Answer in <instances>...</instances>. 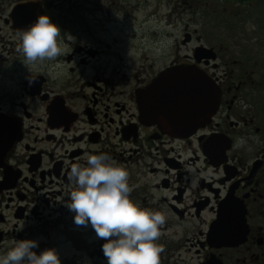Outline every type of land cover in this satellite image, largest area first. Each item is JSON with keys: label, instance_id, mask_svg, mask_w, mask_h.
<instances>
[{"label": "flooded vegetation", "instance_id": "flooded-vegetation-1", "mask_svg": "<svg viewBox=\"0 0 264 264\" xmlns=\"http://www.w3.org/2000/svg\"><path fill=\"white\" fill-rule=\"evenodd\" d=\"M102 2L29 0L61 31L62 54L37 62L18 50L29 24L12 11L26 2L0 11V254L37 229L21 223L65 204L72 163L106 152L127 169L130 199L166 217L159 264H264V0H168L197 14L173 44L108 34L96 13L118 7ZM182 65L199 68L219 102L204 126L171 134L141 120L139 95Z\"/></svg>", "mask_w": 264, "mask_h": 264}, {"label": "clouds", "instance_id": "clouds-1", "mask_svg": "<svg viewBox=\"0 0 264 264\" xmlns=\"http://www.w3.org/2000/svg\"><path fill=\"white\" fill-rule=\"evenodd\" d=\"M60 32L48 15H38L19 30L18 50L29 62L55 58L63 52L57 39ZM238 142L243 144L244 138H238ZM189 171L194 173L195 169ZM69 177L74 187L68 193L66 207L74 213L76 224H90L103 239L101 251L107 264H159L162 247L157 239L166 217L130 199L132 188L126 168L106 152L89 153L85 164H71ZM37 247L33 239L14 240L13 246L0 254V264H61L55 248L38 254L33 250Z\"/></svg>", "mask_w": 264, "mask_h": 264}, {"label": "rangeland", "instance_id": "rangeland-1", "mask_svg": "<svg viewBox=\"0 0 264 264\" xmlns=\"http://www.w3.org/2000/svg\"><path fill=\"white\" fill-rule=\"evenodd\" d=\"M59 1L61 0H44L45 6L55 5ZM15 3L16 0H0V11H4L6 7L13 6ZM102 3H105L107 7H118V11L112 7L107 13H96L98 20L107 23L104 27L108 29V34L116 32L118 33L116 37L119 36L124 40L132 39V37L139 38L145 31L146 36L155 39V41L163 39V41L173 44L174 40L179 41L182 38L186 25L187 30L193 32L197 24V14L192 9H172L167 4L168 0H103ZM47 10L48 8H45L44 11ZM203 17L202 21L210 26L217 22V19L212 18L205 11ZM223 21H227L225 14L218 22ZM210 32L211 28L205 31V33ZM2 34L5 36V31H2ZM194 47V40L187 43L188 55ZM54 208L56 212L53 216L45 218L47 215L45 212L39 224L36 221H30L19 225L21 231L25 226L36 225L37 229L33 234H27L23 238L38 242V247L33 250L39 254L46 248H55L61 264H84L85 261H90V264H107L101 251L103 239L97 237L91 225L76 224L73 220L74 213L66 207V204L56 205Z\"/></svg>", "mask_w": 264, "mask_h": 264}, {"label": "water", "instance_id": "water-1", "mask_svg": "<svg viewBox=\"0 0 264 264\" xmlns=\"http://www.w3.org/2000/svg\"><path fill=\"white\" fill-rule=\"evenodd\" d=\"M38 9V4L33 3L16 5L12 15L19 18L15 23L34 22ZM197 52L195 48L194 58ZM218 94L195 65L173 66L161 72L139 95L140 118L171 134L189 132L209 121L218 106Z\"/></svg>", "mask_w": 264, "mask_h": 264}]
</instances>
